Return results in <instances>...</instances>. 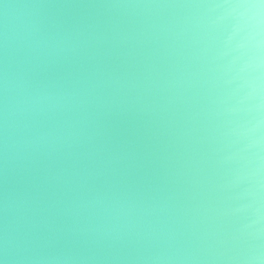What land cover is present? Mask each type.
I'll list each match as a JSON object with an SVG mask.
<instances>
[{
	"label": "clouds",
	"instance_id": "clouds-1",
	"mask_svg": "<svg viewBox=\"0 0 264 264\" xmlns=\"http://www.w3.org/2000/svg\"><path fill=\"white\" fill-rule=\"evenodd\" d=\"M0 264H264V0H0Z\"/></svg>",
	"mask_w": 264,
	"mask_h": 264
}]
</instances>
